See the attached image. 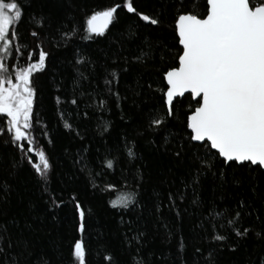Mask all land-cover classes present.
<instances>
[{
  "label": "trees",
  "instance_id": "trees-1",
  "mask_svg": "<svg viewBox=\"0 0 264 264\" xmlns=\"http://www.w3.org/2000/svg\"><path fill=\"white\" fill-rule=\"evenodd\" d=\"M163 2L134 0V6L138 11L154 13ZM22 3L25 16L18 27L12 29L19 33V39L12 37L19 51L16 52L15 60L11 56L8 59L19 67L28 62L25 45L28 50L36 47V41L30 35L34 25L28 16L32 12L46 13L48 21L41 35L50 58L46 70L33 74V86L36 89L33 114L34 120H38L34 124L33 135L36 145L46 150L53 164L51 190L64 203L58 208L49 207L40 178L22 160V154L16 146L8 142V136L0 134V182L6 181L10 186L6 198L0 199V225L7 228V236L12 240V247L5 249L9 259L11 254H17L20 264H25L27 253L24 256L18 254L24 252L27 246L32 253L28 257L29 264L41 255L51 264H70L71 245L75 239L83 238L92 252V264H107L103 257L109 252L112 264H180L181 259L186 264H205L209 249L214 252L215 264H254V261L258 264L259 256L264 254V236L257 237L250 232L246 238L238 239L232 234L229 235V242L236 243L237 247L231 249L225 244L219 248L216 242L207 239L205 229L210 232L211 228L209 221H202L201 217L213 204L217 210L230 208L239 196H243L246 201L251 200L264 214L260 199V193H264V174L256 173L254 179L253 175L240 170L235 175L243 178L242 184L234 185L230 176L229 182L221 187L219 177L209 172L201 177L196 186L202 203L192 202L191 188L185 190L183 201L176 200V208L167 199L169 192L175 196L177 189L183 190L182 181L191 179L190 169L194 166L190 149L184 159L179 160L170 151L160 147L163 130L152 133L146 129L151 112L164 111L158 89L163 88L165 82L161 80L157 69L163 70L171 64L173 56L165 53L163 61L157 56L150 72H141L140 66L131 57L144 47L145 36L164 39L174 54L177 42L172 40V30L155 29L140 21L136 15L124 11L103 35L94 34L93 39H87L84 32L80 31L74 39L66 42L57 37L59 31L66 30L72 23L79 26L88 10L103 6L109 0H22ZM198 7L203 10L204 0H198ZM170 22V19L166 21ZM62 24L64 29L61 28ZM130 30H135L136 34L129 36ZM74 46L91 56L94 65V68L89 65L91 74L88 79L76 86L73 85L77 76L73 67ZM114 52L129 58V70L121 73L119 88L113 89L120 93L119 102L104 89L102 77L98 78L103 71L100 61ZM80 71L84 72L85 69L81 68ZM148 76L154 80L152 89L147 84ZM93 90L105 93L102 97L107 102L104 107L97 108L91 103ZM73 93L77 98L76 104L71 102ZM81 93L85 95L81 96ZM57 97H60L59 102ZM191 99L186 94L182 98L184 106L178 105L175 117L169 118L167 127L177 134L181 132L186 106ZM101 119L109 124L106 131L101 130L102 124L97 127ZM65 121L72 125L71 129L64 127ZM6 123L7 115L0 114V127ZM40 128L47 134L41 135L35 130ZM124 137L135 140L137 155L134 160H129L124 152ZM82 148L87 149L83 153L89 160L87 170H81L76 162L78 150ZM32 155L33 159H37L35 154ZM112 156L116 157L114 167H102L101 162ZM17 161L19 164L13 167ZM137 168L144 177L138 190L143 207L114 208L109 200L116 198L121 190L131 191L135 187L133 176ZM90 171L97 177L95 182L89 176ZM122 177L129 180V185H122ZM256 181L259 183L256 193H253L251 187ZM109 182L117 184L118 188L105 189L104 185ZM75 199L81 201L86 211V230L83 234L77 231L79 219L73 203ZM158 202L165 205L159 213L153 207ZM130 221L133 222V232L144 234L143 242L134 241L133 246H129L125 240ZM254 222V216L244 220L245 225ZM164 224H167V229ZM226 229L227 226L221 230L217 222V230L221 234H228ZM168 231L172 232V236L168 235ZM181 234L184 237L183 249L179 247ZM128 238H132L131 233H128ZM137 248L140 249L139 257ZM196 249H201L204 255L196 252ZM0 264H6L4 253H0Z\"/></svg>",
  "mask_w": 264,
  "mask_h": 264
},
{
  "label": "snow or ice",
  "instance_id": "snow-or-ice-1",
  "mask_svg": "<svg viewBox=\"0 0 264 264\" xmlns=\"http://www.w3.org/2000/svg\"><path fill=\"white\" fill-rule=\"evenodd\" d=\"M24 7L22 0H0V114L7 115V123L0 127V134L8 136V142L16 146L22 154V160L26 161L40 178L49 207L58 208L64 201L58 200L57 194L50 187L53 164L46 150L36 145L33 135L34 124L38 122L34 120L33 114L36 94L33 74L46 70L50 58V53L44 49L41 35L48 16L43 11L32 12L28 16L34 25L30 35L35 39L36 47L28 50L25 45L28 62L22 67H17L12 60L16 59L19 49L15 47L12 37L19 39V33L12 29L18 27L24 18ZM124 11L136 15L140 21L155 29L170 28L173 33L172 40L177 42V51L173 54L164 39L159 36L155 39L145 36L144 47L139 48L138 54L131 57V60L140 66L141 72H150L157 56L161 61L164 60L165 53L173 56L171 64L166 65L163 70L157 69L161 80L165 82L164 87L158 89L164 111L160 113L153 110L146 125V129L152 133L164 131L160 147L170 151L177 159L183 160L187 150L192 151L191 160L194 166L190 169L191 179L182 181L183 190L177 189L175 196L172 192L167 194L169 204L176 208V200L183 201L185 190L189 188L193 192L192 202L202 203L196 186L199 185L201 177L209 172L219 177L221 187L229 182L230 176L231 183L242 184L243 178L235 175L240 170L253 175L254 179L256 173L264 174V0H204L203 10L198 7V0H164L161 8L154 13L138 11L134 0H109V3L103 6L88 10L86 18L79 26L72 23L66 30L59 31L57 37L70 42L83 31L87 39H93L94 34L103 35L109 25ZM169 19L171 22L166 23ZM61 28L64 29L65 26L62 24ZM135 34V30L128 33L129 36ZM9 56L12 60L8 59ZM73 60L77 73L73 85L76 86L82 80L88 79L91 74L89 65L93 68L94 65L91 56L75 46ZM128 60L127 56L114 52L100 61L103 71L98 78L102 77L104 89L115 97L117 102L121 96L118 90L113 89L119 88L121 73L129 70ZM81 68L85 71L81 72ZM153 83L152 77L148 76L147 84L150 89L153 88ZM104 94L103 91L93 90L91 103L97 108L104 107L107 103L102 98ZM136 94L139 95V91ZM185 94L192 99L186 106L181 132L177 134L167 126L169 118L175 117L177 106H184L182 98ZM83 95L85 94L81 93V96ZM56 99L59 102L60 97ZM71 102L77 103L74 93ZM101 124V130L106 131L108 122L101 119L97 127H101ZM64 127L71 129L72 125L65 121ZM35 130L41 135L47 134L43 128ZM123 139L124 152L129 160H134L137 155L135 140L127 137ZM86 151V148L78 150L76 162L81 170L88 169L89 160L83 155ZM32 154H35L37 159H33ZM115 159V156L106 158L101 162V166L106 165L111 169ZM18 164L19 161L13 167ZM89 176L93 182L96 181L97 177L93 172L90 171ZM143 178L137 168L133 176L135 187L131 191L121 190L109 203L114 208L141 209L143 206L138 190ZM258 183L259 181H256L252 185L253 193H256ZM122 185H129V180L122 177ZM0 188L3 189L0 199H5L10 186L5 181L0 182ZM104 188L115 190L118 185L109 182ZM260 199L261 207L264 208V193H260ZM73 203L79 219L77 231L83 234L86 230L85 207L79 199H75ZM153 207L159 213L165 205L158 202ZM252 216L255 222L245 225V218ZM201 220L209 221L211 231L205 229L207 239L216 242L219 248H223L225 244L231 249L237 247L236 243L229 242V235L232 234L238 239L246 238L250 232L257 237L264 236V214L251 200L246 201L243 196H239L230 208L217 210V206L213 204ZM217 222L221 230H225L227 226L228 234H221V231L217 230ZM132 223L129 222L125 233L129 246H133L134 241L142 243L144 235L139 231L133 232ZM164 227L167 229V224H164ZM128 233H131V239L128 238ZM168 235L172 236V232L168 231ZM179 240V247L183 249L182 234ZM11 247L12 240L7 236V228L0 225V253L5 254L6 264H20L17 254H11L9 259V254L5 252L6 248ZM139 251L137 248V257ZM196 252L204 255L201 249H196ZM25 253V264H29L28 257L32 253L27 246L24 252L18 255L24 256ZM91 256L92 252L84 239H75L69 253L70 264H92ZM103 259L107 264H112L110 252L106 253ZM31 264L51 262L41 255ZM180 264H186V261L181 259ZM205 264H215L212 249L206 253ZM258 264H264V254L259 256Z\"/></svg>",
  "mask_w": 264,
  "mask_h": 264
},
{
  "label": "rangeland",
  "instance_id": "rangeland-1",
  "mask_svg": "<svg viewBox=\"0 0 264 264\" xmlns=\"http://www.w3.org/2000/svg\"><path fill=\"white\" fill-rule=\"evenodd\" d=\"M22 66H24V65H22ZM22 66H20V67H22ZM17 67H19V66H17ZM12 71L14 72L15 71V68H13Z\"/></svg>",
  "mask_w": 264,
  "mask_h": 264
},
{
  "label": "water",
  "instance_id": "water-1",
  "mask_svg": "<svg viewBox=\"0 0 264 264\" xmlns=\"http://www.w3.org/2000/svg\"><path fill=\"white\" fill-rule=\"evenodd\" d=\"M186 95V94H185Z\"/></svg>",
  "mask_w": 264,
  "mask_h": 264
}]
</instances>
